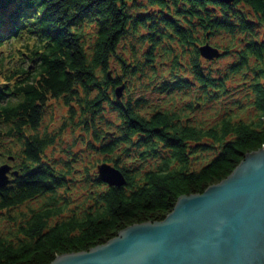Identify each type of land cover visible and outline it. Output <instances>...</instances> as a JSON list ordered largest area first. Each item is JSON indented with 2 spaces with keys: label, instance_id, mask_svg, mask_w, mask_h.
Masks as SVG:
<instances>
[{
  "label": "trees",
  "instance_id": "obj_1",
  "mask_svg": "<svg viewBox=\"0 0 264 264\" xmlns=\"http://www.w3.org/2000/svg\"><path fill=\"white\" fill-rule=\"evenodd\" d=\"M250 16L264 23V0H0V157L21 174L0 190V264L162 221L264 149ZM207 44L220 56L204 59ZM51 100L67 115L49 131ZM102 163L126 184L102 182Z\"/></svg>",
  "mask_w": 264,
  "mask_h": 264
},
{
  "label": "water",
  "instance_id": "obj_2",
  "mask_svg": "<svg viewBox=\"0 0 264 264\" xmlns=\"http://www.w3.org/2000/svg\"><path fill=\"white\" fill-rule=\"evenodd\" d=\"M201 54L214 59L221 52L207 44ZM245 154L226 179L201 194L180 195L164 220L135 223L105 244L50 264H264V149ZM97 175L110 186L126 184L108 163L97 166ZM18 177L8 163L0 165V190Z\"/></svg>",
  "mask_w": 264,
  "mask_h": 264
},
{
  "label": "rangeland",
  "instance_id": "obj_3",
  "mask_svg": "<svg viewBox=\"0 0 264 264\" xmlns=\"http://www.w3.org/2000/svg\"><path fill=\"white\" fill-rule=\"evenodd\" d=\"M248 22H250L253 27H256L259 32H263L264 30L263 22L259 21L258 19L256 20V18H254L253 16H250V21ZM258 23H260V25H258ZM258 35H261V33H258ZM206 60H213V59H206ZM63 115H67V109L63 107L60 102L56 100H51L49 102L47 113L44 117L43 126L47 127L49 131L56 130L61 124ZM66 138L71 139V136L66 135ZM5 161H6V158L3 159V157H0V164L4 163Z\"/></svg>",
  "mask_w": 264,
  "mask_h": 264
},
{
  "label": "bare ground",
  "instance_id": "obj_4",
  "mask_svg": "<svg viewBox=\"0 0 264 264\" xmlns=\"http://www.w3.org/2000/svg\"><path fill=\"white\" fill-rule=\"evenodd\" d=\"M125 178V177H124Z\"/></svg>",
  "mask_w": 264,
  "mask_h": 264
}]
</instances>
